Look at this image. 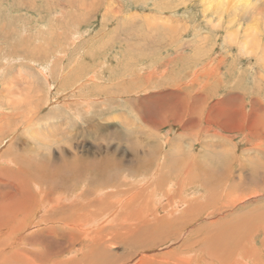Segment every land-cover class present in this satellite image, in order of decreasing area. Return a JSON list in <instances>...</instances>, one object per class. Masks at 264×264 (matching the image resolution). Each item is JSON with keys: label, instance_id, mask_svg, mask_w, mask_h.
Instances as JSON below:
<instances>
[{"label": "rangeland", "instance_id": "374dc122", "mask_svg": "<svg viewBox=\"0 0 264 264\" xmlns=\"http://www.w3.org/2000/svg\"><path fill=\"white\" fill-rule=\"evenodd\" d=\"M212 180L194 221L191 191ZM185 198L189 207H174ZM6 203L16 223L0 237V264H82L95 243L78 219L109 239L144 209L149 225L166 218L184 232L175 242L148 228L151 244L111 245L110 264H183L186 253L189 264L218 263L196 246L213 233L200 229L255 224L256 214L237 255L264 264V0H0ZM65 217L77 222L51 225Z\"/></svg>", "mask_w": 264, "mask_h": 264}, {"label": "bare ground", "instance_id": "6f19581e", "mask_svg": "<svg viewBox=\"0 0 264 264\" xmlns=\"http://www.w3.org/2000/svg\"><path fill=\"white\" fill-rule=\"evenodd\" d=\"M246 4H248V2H245ZM250 4V3H249ZM253 5H255L253 3ZM247 15H252V8L250 5H247V9H245ZM242 17V16H241ZM248 17V16H247ZM243 18V17H242ZM40 42V41H39ZM154 175V174H152ZM151 175V176H152ZM150 176V177H151ZM152 178L153 180V184H155V186H157L160 181H162L161 179L160 180H157V177L154 175ZM143 180L147 181V178H143ZM125 181V180H124ZM126 182V181H125ZM141 182V181H140ZM146 182V183H147ZM145 183V182H144ZM123 184V183H122ZM143 184V183H142ZM173 184V183H172ZM172 184H170V186H172ZM175 184V183H174ZM216 184L217 182L215 180H212L210 182H208L206 185L203 184V183H199L198 185L196 184V187H195V192L194 191H191V194H196L199 196V199L197 198H193V195L190 196V192L189 194L188 193H185L187 196H190L191 198V203L195 205V208L192 209V210H189V213H191V215H195V220L194 221H198L199 219V216L197 215V212L202 210L203 208H207L208 205H210V198L209 200L206 199V202H205V199H203L199 194L204 192V193H208L207 190L213 188V187H216ZM121 185V184H120ZM194 184H192L193 186ZM113 186V185H112ZM147 186V185H146ZM146 186L145 185H142L140 186L141 188L143 187L144 189H146ZM152 186L151 184L148 185V187ZM173 187V186H172ZM171 187V188H172ZM114 188V187H113ZM152 188V187H150ZM157 190V189H156ZM164 194L167 195L169 193H171V189L168 188V185H167V189H165L164 191ZM182 191H180L181 193ZM194 192V193H193ZM153 193H155L153 191ZM184 193V192H183ZM182 193V194H183ZM162 194V193H161ZM124 195V193H123ZM163 195V194H162ZM164 195V196H165ZM42 196V195H41ZM137 196V194H134L133 196L129 197L127 202L129 201H132L135 197ZM156 197V194L154 195ZM195 196V195H194ZM185 197V196H184ZM162 198V197H160ZM174 198V197H173ZM172 198H169L167 199V201L171 200ZM186 199V198H185ZM6 200V199H5ZM157 200V199H155ZM54 201L56 202V198H54ZM53 201V203H54ZM62 201V200H61ZM69 201V199H65L63 200V204L61 206H64V205H69V204H66L65 203ZM13 202V201H12ZM10 202V203H12ZM30 202V201H29ZM93 202L97 203L98 202V198H94L93 199ZM157 202H159V199L155 202L157 204ZM173 202H176L174 207L176 208H181V211L183 210L184 208V204H186L188 207L190 205L189 202H187V199L185 202H183L182 199H176L174 200ZM172 202V203H173ZM219 201L216 199V203L217 204ZM27 204V200H23V208L19 211L18 215L22 212H24L26 209L25 208V205ZM130 204V203H129ZM128 204V205H129ZM159 204V203H158ZM206 204V205H204ZM126 205V204H125ZM29 206V205H28ZM90 206V205H89ZM130 206V205H129ZM204 206V207H203ZM13 206L9 205L8 203L6 204H0V230L4 229L5 232H1L0 231V237H2V235L6 236L9 238V236L13 233V230H9L7 229V224H11L12 221L13 223L15 222V218H16V211H13L14 208H12ZM125 206H122L121 209H124ZM130 208V207H129ZM147 208V207H146ZM49 209V214L47 213V216H45L43 218L44 221H46L48 219V217L50 216V213L52 211H55L57 209H55L54 206H51L49 205L48 207ZM63 209V208H61ZM126 209V208H125ZM27 210V209H26ZM164 209H162L163 211ZM178 212H179V209H177ZM176 210V211H177ZM62 211H66V210H60V212ZM175 212H171L170 214L168 213V215H173ZM28 212V211H27ZM129 213V212H128ZM141 213V212H140ZM143 213V220L139 218V216H135L134 218H130L127 217L126 219L124 218H121V223L119 224V227L116 228V230L114 232H112L111 234V237L109 239H105L103 238V236H100L99 237V233L93 230H91L90 228V231H86V230H89V228H86L85 227V224H82L81 223V219H78L79 223H78V228L80 230L83 231V239L87 241L88 243V239L91 241V242H94L95 244L92 245L94 247H91L90 249H88L86 252H84L83 254L80 255V260L83 262L82 264H110L109 262V257L111 254H113L112 251H110L111 247L113 246H117L118 244L120 245H128L130 246L131 248H133L134 246H138L137 248H140V247H143L142 249L146 248L149 244L152 243V240L150 239V236H149V230L148 228L153 231H155L157 233L158 236L161 235V237L165 238V237H168V236H172V237H175V242H177V238H176V235L181 231H183L185 229V226L181 228V230H179L178 227H175L174 224L177 223L176 220L173 221L174 223H171V225H166L165 224V219L166 218H162L159 222H161L160 225H155V226H151L147 223V218H146V213H147V209H144L142 211ZM141 213V214H142ZM195 213V214H194ZM28 215V213H27ZM131 215V214H130ZM136 215V214H135ZM56 217V216H55ZM152 218H154L153 215H151ZM91 219V218H90ZM20 220V219H19ZM181 220H184V221H188V223L190 222V219L186 218V217H182ZM254 220V223L256 224V222L259 220V216L256 214L253 218ZM47 222H50L47 220ZM55 222V221H54ZM73 222H77V220L75 218H68V217H65V222L62 223L60 221H56L55 223H52L51 225H53L55 228H57L56 226H58L59 228L58 229H69L70 228V224H72ZM16 223V222H15ZM41 223H43V221L41 220ZM86 223V222H85ZM99 224V223H98ZM165 224V225H164ZM255 224H248V225H241L240 222H237L235 226H227L226 224L224 223H221L219 224V226L217 227H214L213 224L211 225H206V227H202L200 230L202 231H207V232H210V231H213V233H210V234H206L201 240H197V237H196V246H203L202 248V252H205L206 255L210 256L211 258L215 259V260H218V263H213V264H247V261L246 259H242V263H239L240 261V258L243 256H240V255H237L238 254V251L239 249H244L243 248V242L245 241L246 239V236L247 235H250L251 236L254 234L255 230H254V225ZM214 227V228H212ZM14 228V227H13ZM263 228V226H262ZM196 232L195 233H198L197 230H195ZM184 232V231H183ZM182 232V233H183ZM181 233V234H182ZM17 234V233H16ZM13 235V234H12ZM185 235V234H184ZM94 236L96 237V239L94 238ZM182 235H180V238H181ZM183 237V236H182ZM226 237H229V239H232L233 243H232V248H221V240L226 239ZM41 238H44L46 239V237H43L41 236L40 238L37 237L35 238L37 241L38 239H41ZM185 238V237H184ZM192 238V237H191ZM5 239V238H4ZM122 239V240H121ZM170 241V240H169ZM194 241V239H193ZM220 241V242H219ZM15 242V241H13ZM171 242V241H170ZM227 242V241H226ZM58 244V242H56ZM36 244L38 245V243L36 242ZM43 244V243H42ZM55 244V243H54ZM166 244V243H165ZM227 244V243H226ZM84 245V244H82ZM89 245V244H88ZM113 245V246H111ZM85 246V245H84ZM227 246V245H226ZM83 248V247H82ZM82 248H80L82 250ZM127 248V247H125ZM136 248V249H137ZM214 248H217L215 251ZM85 249V248H83ZM212 249V250H210ZM90 250V251H89ZM125 250V249H124ZM80 251V250H79ZM135 251V250H134ZM143 251V250H142ZM137 252V251H136ZM144 252V251H143ZM41 254V253H40ZM39 254V255H40ZM127 254L129 255V253L127 252ZM231 254H233V257L237 256V259L238 261L235 263L234 261H231ZM42 255V254H41ZM165 255V254H164ZM181 255V254H180ZM184 255V256H183ZM181 256V258L183 259V264H189L190 262V256H188V253L186 254H183ZM44 256V255H43ZM90 257L92 259V262L89 263L87 262V257ZM176 256H179V255H176ZM202 256V255H200ZM213 256V257H212ZM121 257V256H120ZM180 257V256H179ZM128 258V257H127ZM194 258V257H193ZM202 258V257H201ZM161 259H164L163 257ZM172 259V257H171ZM195 259V258H194ZM200 259V258H199ZM205 259V258H204ZM249 259V258H248ZM119 260V259H118ZM128 260V259H127ZM173 260V259H172ZM207 260V259H206ZM234 260V258H233ZM198 261V260H197ZM212 261V260H211ZM174 262V261H173ZM214 262V261H213ZM217 262V261H216ZM253 262V261H252ZM160 264H171L172 261H159ZM179 263V262H178ZM197 264V262H196ZM212 264V263H210ZM249 264V263H248Z\"/></svg>", "mask_w": 264, "mask_h": 264}]
</instances>
